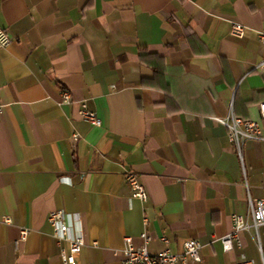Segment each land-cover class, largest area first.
<instances>
[{"label":"crops","instance_id":"obj_1","mask_svg":"<svg viewBox=\"0 0 264 264\" xmlns=\"http://www.w3.org/2000/svg\"><path fill=\"white\" fill-rule=\"evenodd\" d=\"M0 27V264H59L55 209L80 218L79 264H123L124 238L139 245L144 230L150 253L194 238L197 264H260L262 229L228 252L219 238L264 195V140L240 158L212 118H259L264 0H0Z\"/></svg>","mask_w":264,"mask_h":264},{"label":"built area","instance_id":"obj_2","mask_svg":"<svg viewBox=\"0 0 264 264\" xmlns=\"http://www.w3.org/2000/svg\"><path fill=\"white\" fill-rule=\"evenodd\" d=\"M244 29L243 24L232 22L229 32L233 36L242 37ZM257 38L264 44V28L257 31ZM10 41L7 31L0 27V49L7 47ZM70 99L68 91L63 90L62 101L68 103ZM258 111V120L241 118L236 116L231 110L224 117L214 116L212 118L215 122L226 128L227 138L234 145L240 158L242 156V146L245 141L264 140V102L259 104ZM79 114L91 125H100V120L95 112L90 110L84 102L80 104ZM124 177L130 189L131 197L140 201H146L147 195L137 174L131 170H127ZM246 201L248 216L233 214L231 216V230L219 238L224 252L241 246L239 239V233L241 231L252 229L257 240L260 229L264 231V195L260 198H252L250 195H247ZM47 221L52 227V237L60 244L62 242L66 243V247L60 249L59 264H79L81 250L84 246V233L79 216L77 214L67 213L61 209H55L48 213ZM5 222H9V220L5 219ZM147 223L148 219L143 217L142 224L144 228ZM27 234V228H19L18 237L14 241V245L16 246L18 242L24 241ZM140 238L141 243L139 245L133 244L130 237L124 238V244L121 250L123 264H197L201 261V244L197 239L191 238L185 240L180 252H172L167 247L168 239L161 237L160 240L164 244V248L155 253H150L146 247V244L150 240V236L146 230L140 234ZM259 254L260 264H264V247L260 245ZM235 264L254 263L241 256Z\"/></svg>","mask_w":264,"mask_h":264}]
</instances>
